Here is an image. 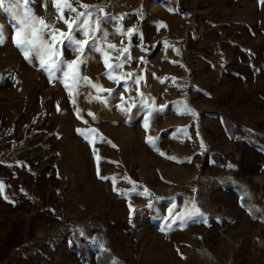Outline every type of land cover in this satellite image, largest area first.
I'll use <instances>...</instances> for the list:
<instances>
[{
	"label": "rangeland",
	"instance_id": "obj_1",
	"mask_svg": "<svg viewBox=\"0 0 264 264\" xmlns=\"http://www.w3.org/2000/svg\"><path fill=\"white\" fill-rule=\"evenodd\" d=\"M29 7L68 31L51 0ZM104 11L123 17L102 27L131 59L119 82L97 52L79 72L111 94L50 82L0 7V264H264V2L106 0ZM193 207L203 218L180 221Z\"/></svg>",
	"mask_w": 264,
	"mask_h": 264
},
{
	"label": "snow or ice",
	"instance_id": "obj_2",
	"mask_svg": "<svg viewBox=\"0 0 264 264\" xmlns=\"http://www.w3.org/2000/svg\"><path fill=\"white\" fill-rule=\"evenodd\" d=\"M51 2L58 13L56 21H62L67 26V32L55 28L54 23H48L44 18L37 16L29 7L30 0H8L7 6H5V0H0V7H3V10L10 14L15 23L13 32L15 46L22 52L26 60L30 62L37 60L39 62L41 68L48 74L50 82L57 73H60L64 78L71 77L73 87H78L81 82H84L91 84L98 92L111 94V89H104L102 86L92 83L88 77L82 76L79 68L86 63L89 52H97L102 57V63H104L107 70V78L119 82L120 77L114 75V72L116 69L122 68L124 63L131 59V56L127 48L117 49L116 45L107 41L109 33L102 25L123 17H116L105 12L106 0L105 3L96 5L83 3L82 0H51ZM65 11L69 13V18H65ZM73 13L75 14L74 18H72ZM116 31L121 35L130 36L134 30L117 26ZM77 33H80L83 39H78ZM137 35L140 34L137 33ZM4 39L3 26H0V44L4 42ZM65 42H67V47L75 54V59L66 61L63 58L62 49ZM111 50L121 53V55L115 57L116 63L114 64L109 63V52ZM123 75L131 77L132 73H124ZM57 78L59 79V77ZM140 79L142 77L137 78L135 82L139 83ZM65 87L69 89V95L71 96L72 89L69 88L66 82ZM141 95L143 94L141 93ZM97 99L107 103L105 98L97 97ZM121 99L123 100V97ZM122 110L129 111L130 109L122 108ZM77 112H79L78 109ZM187 112L193 116L196 115L195 111L190 108L187 109ZM89 115L94 114L89 113ZM147 126V122H145V127L147 128ZM78 131L83 134L82 130ZM148 142L154 145L152 137L148 138ZM101 178L109 179L108 177ZM111 179L115 185V178ZM114 190H116L115 187ZM147 191L145 189V192ZM3 192L4 184L0 182V194H3ZM4 198L7 199L6 196ZM129 207L131 209V204H129ZM174 208L175 205H173ZM196 216L203 218L204 213L199 208L193 207L184 213H180L179 220L186 223ZM81 234L83 233L81 232Z\"/></svg>",
	"mask_w": 264,
	"mask_h": 264
}]
</instances>
